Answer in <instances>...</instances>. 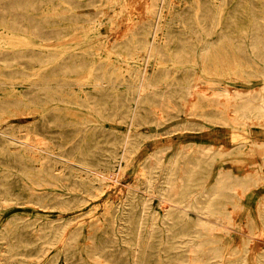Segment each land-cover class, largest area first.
Returning a JSON list of instances; mask_svg holds the SVG:
<instances>
[{"label":"rangeland","instance_id":"1","mask_svg":"<svg viewBox=\"0 0 264 264\" xmlns=\"http://www.w3.org/2000/svg\"><path fill=\"white\" fill-rule=\"evenodd\" d=\"M155 2H21L26 6L20 10L29 12L25 18L43 28L50 40L54 41L59 36L60 41L56 49L35 48L30 45L24 50L31 54L36 53L37 57L53 53L59 62L70 60L82 64L73 63L66 68L60 63L51 65L59 78L51 83L41 80L32 82L45 87L36 93L30 92V101L25 105H17L11 99L12 96L3 95L9 89L16 88L19 82L0 85V93L5 96L3 98L6 104L14 102L9 104V110L0 113V126L19 135L32 131L52 134L56 139L66 142V154L83 153L88 162L94 168L104 170L107 177L99 180L94 176L84 185H80L78 178L73 179V185L77 187L76 193L84 198L81 204L71 200V204L64 209L57 205L46 208L18 204L0 210V221L15 212L59 218L56 223L59 225L58 230L61 229L62 234L66 238L71 236V239L67 245L64 240L58 239L48 247L46 261L53 259L54 264H129L134 249L131 247L132 234L129 233L128 218L130 213L137 210H131L129 206L130 203L137 204L140 196L144 194L147 171H151L155 185L158 186L165 167L170 165L171 160L178 155L196 152L197 146L186 143L204 141L213 143L211 151L215 154L212 162L196 165V176L202 179L205 188L211 187L217 172L222 168L235 172L249 170L254 176L241 181V186L237 189H230L228 183L219 184L218 194L211 202L213 208L199 222L182 220L177 225L171 224V228L175 229L173 240H184L185 244L196 247V250L188 251L189 255L183 257L186 260L183 264H205L203 260L215 261L214 264H264L263 258L261 260L256 255L264 250V238L259 239L264 236V225L260 217V213L264 211V207H261L264 202V120L253 118L254 121L251 120L250 124L234 129L219 125L210 118L217 112L214 108L201 106L194 98L183 99L178 95L181 94V88L175 87L172 88L175 94L173 101H176L180 109L185 110L182 117L173 112L158 124L149 122L162 115L159 109L154 114L150 104L143 101L136 105L139 116H134V124H130L131 114L127 109L134 96L125 94L126 91H136V87L129 84L141 82V74H148L150 83L176 85L181 83L183 76L195 73L199 79L198 85L208 91L209 86L247 89L264 82V65L260 62L264 57V0H226L224 11L227 20L222 25L225 32L209 36L212 43L206 57L201 61L197 58L198 34L186 31L181 24L165 33L159 28L176 13L191 18L196 9H216L218 2ZM235 12L255 14L260 20L257 25L261 33L257 37L240 33L239 25L228 23ZM242 18L243 15L239 17ZM233 28L236 32L232 31ZM153 39L160 41L151 48L147 40ZM0 42L22 43V40L13 38V34L0 32ZM256 43L260 46L259 50L252 47ZM20 47L22 46L6 48L11 50ZM94 60L96 62L91 65ZM95 67L97 68L92 72L90 69ZM25 69L28 74L22 77H34L32 67ZM5 72L9 73L10 70ZM18 72L20 70H15V73ZM43 72L35 76L52 74L51 70ZM101 75L105 78L111 77L108 80L104 78V87L94 85V78ZM88 99L106 104L108 110L97 113L87 106ZM121 102L122 104H118ZM181 120L187 121L191 128L178 129ZM139 122L141 124L135 126ZM135 128L138 132L131 136V140L136 146L124 149L117 143L122 137L120 132ZM0 148L11 149L15 145L8 143L5 137H0ZM159 153L161 162L155 164L154 156ZM6 161L12 162L6 154H0V164ZM34 163L38 164L37 161ZM105 164L108 166L104 168ZM189 165L191 164L185 160L172 163L177 171L188 168ZM56 166L61 168L67 164L58 161ZM74 171L86 174L85 170L74 168ZM15 179L11 180V185L16 188L20 184ZM44 188L51 189V186L45 185ZM131 197H134L133 201ZM152 202L158 207V199L153 198ZM1 212L5 214L1 216ZM78 225H91L92 228L85 229L77 238H73V234H79L78 231L75 232ZM163 227L164 224L158 221L156 239L148 249L149 255L146 257L149 264H160L163 259H169L163 257L164 252H186L181 247H167L174 241H171L170 234L163 231ZM251 236L256 238H250ZM248 245L251 246V253L246 251ZM178 258L176 255L170 259ZM190 261L193 262L189 263ZM15 264L29 263L16 261Z\"/></svg>","mask_w":264,"mask_h":264},{"label":"bare ground","instance_id":"2","mask_svg":"<svg viewBox=\"0 0 264 264\" xmlns=\"http://www.w3.org/2000/svg\"><path fill=\"white\" fill-rule=\"evenodd\" d=\"M22 1L23 0H0V32L13 34V38L22 40V43L0 42V85H12V81L20 83L16 88L9 89L7 92L8 94H3L12 96L11 99H14L13 101H15L17 105L29 103V93L32 91L36 93L40 88L45 87L39 84H32V82L41 80L42 82L51 83L59 78V74L51 68L53 67L51 65L54 63H60L65 66V68L73 63L82 64V62H73L70 60H64V62L61 60L59 62L57 56L53 53L37 57L36 53L31 54L24 50L25 47L30 45L35 48L56 49L60 41H58L59 36H56L54 41L50 40L46 37V31L43 30V28L38 26L35 22L25 18L29 12L20 10L21 7L26 6L21 3ZM60 1L63 2V0ZM155 1L156 0H150L152 4H155ZM215 1L218 2L216 5L217 7L215 6L216 9L210 7H205L202 10L196 9L191 18L176 13L172 19L159 28L160 31L164 33L169 32L174 26L181 24L186 31L198 34L200 37L198 38L197 58L199 61L203 60L212 43L209 36L215 33L225 32L222 25L225 20H227L225 18L226 11H224L226 0ZM242 15L243 18L239 19ZM230 19L228 23L235 26L239 25L238 31L240 33L255 37L261 33L258 27L259 25H257L260 20L251 12H235L231 15ZM130 24L132 25V23ZM232 31L236 32L235 28H233ZM14 34L22 36L15 37ZM159 41L160 39H153L147 40V43L149 44L148 46L154 48ZM17 46L22 47L11 50L6 48ZM252 47L253 49L256 48V50H259L260 46L256 43L252 44ZM263 49L264 48H262V50ZM152 56H154V54H152ZM95 62L94 60L90 64L93 65ZM260 62L264 65V57ZM26 67H32V74L34 77L30 79L22 77L28 74V71L25 69ZM96 68L97 67L90 70L93 72ZM7 69L10 70L9 73L5 72ZM15 70H20V72L15 73ZM47 70H51L52 74L44 77L35 76L37 73H44L43 71ZM131 70L132 69H129V71ZM139 77L141 82L129 84V86L136 87V91L125 92L127 95L134 96V100L129 103L127 109L131 114L129 119H131L132 123L129 122L130 124H134V116H139V110L136 105L143 101H147V103L150 104L154 114L158 113L157 109H159L162 115L161 117L151 119L149 122L155 124L157 122L158 124L160 123L159 121L166 120L167 115L173 112H177L182 117L185 110L180 109L176 101H173V96H175V94L172 88L175 87L181 88V94L178 95L183 99L189 100L194 98L201 106L207 105L214 108L217 112L210 118L219 125L234 129L235 127H244L250 124L249 122L253 120V118H261L264 120V82L247 89L209 86L210 91H208L205 88L202 89L198 85L199 79L195 73L183 76L181 83L176 85L150 83L151 79L148 74H141ZM104 78L103 75L96 76L94 78L96 81L94 85L104 87L106 85ZM63 79L66 78L64 77ZM108 79H111V77L105 78V80ZM29 80L30 82L27 83ZM22 87L26 89H22ZM3 97L5 96H2L0 93V113L9 110V104L14 103L6 104V100ZM86 103L87 106L99 114L108 110L106 104L98 103L97 100L88 99ZM118 104H122V102ZM133 104L135 105L133 106ZM140 124L141 122L136 123L135 126ZM177 128L185 130L191 127L188 125L187 121L181 120ZM137 132V128L120 132L122 133V137L117 143L121 144L124 149H129L130 146H136V143L131 140V136L137 134ZM0 137H5L8 143L15 145V148L11 149L4 150V148H0V154H6L9 160L12 161H6V163L0 164V210L11 208L18 204H30L46 208L57 205L60 209H64L65 206L71 204V200H76V203L81 204L84 198L76 193L77 187L73 185V179L78 178L80 185H84L85 183L88 184L94 176L99 180H103L107 177L104 170L94 168L83 153L66 154L64 147L66 142L61 139H56L52 134L32 131L24 135H19L12 130L3 129L0 126ZM186 144L197 146L196 152L193 151L189 153V155H178L171 160L170 165L165 167L158 186L155 185L153 177L151 176V171L148 170L145 175L144 194L140 196L137 204L130 203L129 209L136 210L135 208H137V210L134 213H130V217L128 218V225H130V227L132 226L131 228L129 227V233L132 234L130 238L131 247L134 249L133 253H131L132 259L129 264L150 263L146 257L149 255L148 249L156 239L158 221L164 224L163 231L167 235L170 234L171 241H174L173 243L169 242L170 244L167 247H181L186 250V252H177V254L164 252L163 257L166 256L169 259H163L160 264L186 263L183 257L189 255L187 253L188 251L196 250V247L185 244L183 242L184 240H180V242L173 240L175 238V229L171 228V224L177 225L182 220L199 222V220L213 208L211 202L218 194L217 188L219 184L228 183L230 189H237L238 186H241V181L243 182L254 176L252 171L249 170L235 172L222 168L217 172L216 180L211 187L205 188L202 179L196 176L198 172L196 165L212 162L215 159V154L211 151L214 145L213 143L204 141L188 142ZM150 156L152 155L150 154ZM160 156V153L154 156L156 157L154 161L155 164L161 162ZM179 160H185L191 165L187 166L188 168L177 171L173 168L172 163ZM36 161L38 164L34 163ZM58 161L67 164V166L61 168L56 166ZM106 166L108 165L105 164L104 168ZM65 168H68V170L66 171ZM74 168L85 170L86 174L84 175L80 171H74ZM14 178H16L15 180L20 184L16 188L11 185V180ZM45 185L51 186V189L44 188ZM133 196L135 197V195ZM134 197H131L132 201ZM153 198L158 199V207L154 206L152 202ZM261 207H264V202L261 204ZM4 214V212H1V216ZM260 217L264 225V211L260 213ZM57 219L59 218L15 212L0 221V264H15L16 261L29 264H54L53 259L46 261V251L48 247L58 239L64 240L67 245L71 239L69 238L71 236L66 238V236L62 234L61 229L58 230L59 225L56 224L58 221ZM91 228V225L86 227L78 225L75 232L78 231L79 234H73L72 237L77 238L85 229L88 230ZM254 237L255 236H251L250 238ZM261 238L263 239L264 236H261L259 239ZM248 241L246 243L250 244ZM250 247L251 246L248 245L246 249L248 253H251ZM95 254L99 256L102 255V253L99 252H95ZM176 255L179 257L178 259H170ZM256 255H258L261 260L263 258L262 262L264 263V250ZM203 261L205 264L215 263V261ZM192 262L193 261H190L189 263ZM110 263L113 264V262Z\"/></svg>","mask_w":264,"mask_h":264}]
</instances>
